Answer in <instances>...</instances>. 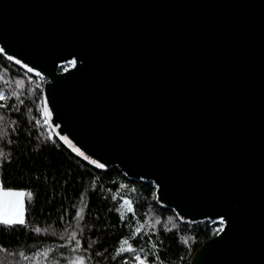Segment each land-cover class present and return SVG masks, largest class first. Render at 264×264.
Returning <instances> with one entry per match:
<instances>
[{
  "label": "water",
  "instance_id": "1",
  "mask_svg": "<svg viewBox=\"0 0 264 264\" xmlns=\"http://www.w3.org/2000/svg\"><path fill=\"white\" fill-rule=\"evenodd\" d=\"M0 49L74 156L222 223L189 264H264V0H0Z\"/></svg>",
  "mask_w": 264,
  "mask_h": 264
},
{
  "label": "trees",
  "instance_id": "2",
  "mask_svg": "<svg viewBox=\"0 0 264 264\" xmlns=\"http://www.w3.org/2000/svg\"><path fill=\"white\" fill-rule=\"evenodd\" d=\"M42 83L0 56V180L33 194L24 200L25 226H0V264H70L76 256L86 264H135L133 253H117L121 240L143 248L150 264H189L219 224L182 223L155 202L151 182L74 156L44 119Z\"/></svg>",
  "mask_w": 264,
  "mask_h": 264
},
{
  "label": "snow or ice",
  "instance_id": "3",
  "mask_svg": "<svg viewBox=\"0 0 264 264\" xmlns=\"http://www.w3.org/2000/svg\"><path fill=\"white\" fill-rule=\"evenodd\" d=\"M0 51H3V49H0ZM9 60L13 59L12 56L8 57ZM17 64L20 63L19 60L16 61ZM29 71H32L30 68ZM39 75V73H37ZM4 94L2 91H0V101L4 100ZM50 115L47 111H45V117ZM62 139L68 143L74 151L78 152L79 155L84 156L85 159H88V156H85L83 152H81L78 148L75 147V145L72 144L70 140H68L67 137H62ZM93 164H97L96 160L91 161ZM98 167L103 168L105 165L104 164H97ZM32 192L30 191H25L23 189H14L11 187H4L2 180H0V226H5L8 228H14L17 225L20 226H25L26 225V220H25V197H32ZM125 204L129 205L128 210L131 212L132 207L131 204L126 200ZM75 215L77 217L80 216V212L76 211ZM36 232H40V228L35 229ZM136 233L140 232V228L135 229ZM69 239H72V237H69ZM76 247H80V241L76 240L75 241ZM121 245H128L127 248L120 247L116 249L117 253H133V260L135 264H150L149 261H147L144 257H142L141 253L144 252V249L141 248L139 251H137L132 244H130L127 240H121L120 241ZM153 247L155 248L156 245L153 244ZM45 255L47 254V250L44 253ZM23 255V253H21ZM37 255H40V253H37ZM27 259V257H25ZM70 264H86L85 258L83 256H76L74 259L70 261ZM127 264V262H125Z\"/></svg>",
  "mask_w": 264,
  "mask_h": 264
},
{
  "label": "rangeland",
  "instance_id": "4",
  "mask_svg": "<svg viewBox=\"0 0 264 264\" xmlns=\"http://www.w3.org/2000/svg\"><path fill=\"white\" fill-rule=\"evenodd\" d=\"M70 66H71V63H70V62H68V63L62 65V67H63L64 69H67V68H69ZM217 223L219 224V226H217L215 229H217V230L220 231V229L222 228V223H220L219 221H217ZM219 231H218V232H219ZM120 247L127 248L128 245H126V244H125V245H121V244H120Z\"/></svg>",
  "mask_w": 264,
  "mask_h": 264
},
{
  "label": "bare ground",
  "instance_id": "5",
  "mask_svg": "<svg viewBox=\"0 0 264 264\" xmlns=\"http://www.w3.org/2000/svg\"><path fill=\"white\" fill-rule=\"evenodd\" d=\"M40 80V79H39ZM43 82V81H42Z\"/></svg>",
  "mask_w": 264,
  "mask_h": 264
}]
</instances>
